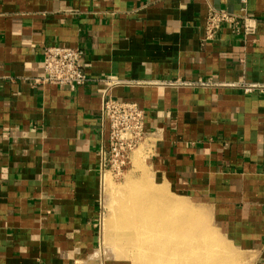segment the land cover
I'll return each mask as SVG.
<instances>
[{
	"label": "crops",
	"instance_id": "1",
	"mask_svg": "<svg viewBox=\"0 0 264 264\" xmlns=\"http://www.w3.org/2000/svg\"><path fill=\"white\" fill-rule=\"evenodd\" d=\"M211 8L254 32L221 23L206 39ZM53 44L83 50L92 81H37ZM109 75L113 97L145 110L167 184L210 203L264 264V0H0V264H72L94 248Z\"/></svg>",
	"mask_w": 264,
	"mask_h": 264
},
{
	"label": "rangeland",
	"instance_id": "2",
	"mask_svg": "<svg viewBox=\"0 0 264 264\" xmlns=\"http://www.w3.org/2000/svg\"><path fill=\"white\" fill-rule=\"evenodd\" d=\"M99 189L100 213L96 226L94 248L72 264H147L146 258H143V253L139 249H133L131 243V239L134 237L133 230L120 224L119 218L121 214L126 211L129 212L130 209L136 211L141 204H143L144 210L145 206H147V210L155 208L154 213L151 215V221L148 222H152V220L153 222L159 221L157 223L163 225L170 220H175L182 225V229L179 231L170 232L165 236L167 244L179 238L182 242L188 241V245L185 246L189 248L185 247L184 251L178 255L176 264H187L186 261L188 263L194 262L193 264H251L252 253L246 252L235 243L233 244L225 236L213 219L210 203L201 197L181 193L169 186L162 171L158 169L157 161L151 156L149 148L144 145H140L132 153L128 165L124 167L121 174L115 175L113 171H107L100 177ZM135 197H139L138 200ZM159 197L161 199L160 205L151 208L149 204L151 200ZM171 199L182 201L184 203L182 207L184 208L172 211L168 208L166 202ZM143 200L145 203H142ZM124 203L126 204L124 205ZM132 205L135 206L132 207ZM127 207L130 209L128 210ZM185 207L193 211L194 215L183 213L184 209L187 210ZM143 209L142 212L145 213ZM118 215L119 217H117ZM161 216L163 218L159 219ZM114 223H116V226ZM202 231L209 233L205 245L212 252H205L204 244L196 240V233L201 234ZM168 238H170L169 241ZM189 240L192 242L190 243ZM191 250H193V255L190 260L188 255Z\"/></svg>",
	"mask_w": 264,
	"mask_h": 264
},
{
	"label": "built area",
	"instance_id": "3",
	"mask_svg": "<svg viewBox=\"0 0 264 264\" xmlns=\"http://www.w3.org/2000/svg\"><path fill=\"white\" fill-rule=\"evenodd\" d=\"M221 23L229 24L234 34L247 36L255 29V20L248 16L211 8L205 21L206 39H211L217 33ZM83 54V50L78 47L58 44L44 46L43 75L37 81L67 86L70 89L86 85L92 79L85 72ZM100 81L107 87L101 100L100 113L108 124L98 148V173L102 177L107 171H113L115 175L121 174L128 165L130 156L140 145L151 151L152 135L146 124V112L138 102L112 96L111 89L120 83L119 79L109 75L102 77ZM241 89L246 93L256 89L262 91L257 84H242Z\"/></svg>",
	"mask_w": 264,
	"mask_h": 264
},
{
	"label": "bare ground",
	"instance_id": "4",
	"mask_svg": "<svg viewBox=\"0 0 264 264\" xmlns=\"http://www.w3.org/2000/svg\"><path fill=\"white\" fill-rule=\"evenodd\" d=\"M128 196H129V194H128ZM130 198H132V197H130ZM137 198H139V197H137ZM147 202H149V201H147ZM160 202H161V199L159 197V198H155V199L151 200V202L149 204L152 208L154 206H156V207L159 206ZM166 202L168 203V208L172 209V211H176L178 208H181V209L184 208V207H182V205H184V203L180 200L171 199V200H168ZM142 203H145L144 200ZM125 204L126 203H124V205ZM163 204H164V201H163ZM129 206H131V205H129ZM134 206L132 205V207H134ZM150 206H149V209H150ZM143 208H144L143 204L138 206L136 211L134 209L132 210V209L127 207L128 210L130 209L129 212L128 211H126L124 213L122 212L123 214L120 213L121 217H119V215L117 216L120 218V224L124 225L126 228L128 227V228L133 230L132 233H133L134 237L131 239L133 249L134 250L139 249V251H141L143 253V258L144 257L146 258V260L148 262L147 264H176L178 255L181 254L182 251H184V249L186 247L185 245H188V241L185 240L184 242H182L181 240H179L180 238L178 240L177 239L174 240L172 238L174 241L169 242V244H167L165 242L166 241L165 236H166V234H168L170 232L173 233L174 231L175 232L177 230L179 231L180 229H182V225L178 224L177 223L178 221H175V220H170L169 222H167L166 224H163V225L158 224L157 222H159V221L153 222V220H152V222H148V221H151L150 220L151 215L154 213L155 208H153L152 210H147L148 209L147 206H145V210ZM185 208H187V210L184 209L183 213L194 215L193 214L194 212L191 211L188 207H185ZM123 209L127 210L125 208H123ZM142 209H143V211H145V213L142 212ZM163 211H164V209H163ZM162 218H163V216H161L159 219H162ZM116 220H118V219H116ZM116 220H115V222H116ZM114 224L116 226V223H114ZM208 235H209V233L203 232V231L201 232V234L196 233V238H197L196 240H197V242L204 244L205 252L211 251L209 249V247H207L205 245ZM169 239L170 238H168V241H169ZM189 242L191 243L192 241L189 240ZM207 244H209V243H207ZM192 247H193V245H192ZM186 248H189V247H186ZM192 255H193V250H191V252H189L188 258L192 259ZM140 259H142V258H140ZM184 260H185V258H184ZM186 263L187 264H193L194 262L188 263L186 261ZM141 264H143V263H141ZM180 264H184V263H180Z\"/></svg>",
	"mask_w": 264,
	"mask_h": 264
}]
</instances>
